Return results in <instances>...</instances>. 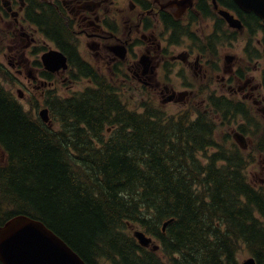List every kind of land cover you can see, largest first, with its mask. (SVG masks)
I'll list each match as a JSON object with an SVG mask.
<instances>
[{
    "label": "trees",
    "instance_id": "obj_1",
    "mask_svg": "<svg viewBox=\"0 0 264 264\" xmlns=\"http://www.w3.org/2000/svg\"><path fill=\"white\" fill-rule=\"evenodd\" d=\"M218 1L257 24L232 0ZM43 21L67 50L64 24L53 15ZM69 55L96 85L48 104L59 130L24 110L4 87L13 76L0 63V225L20 214L39 220L87 264H240L243 248L264 264V188L249 182L241 154L220 147L217 118L132 112L94 67ZM210 100L222 124L248 133L254 124L264 154V126L246 105ZM135 226L161 241L162 256L139 244Z\"/></svg>",
    "mask_w": 264,
    "mask_h": 264
},
{
    "label": "flooded vegetation",
    "instance_id": "obj_2",
    "mask_svg": "<svg viewBox=\"0 0 264 264\" xmlns=\"http://www.w3.org/2000/svg\"><path fill=\"white\" fill-rule=\"evenodd\" d=\"M180 1L19 0L20 6L16 11L15 3L9 0L10 3L8 2L6 6L9 11L4 8L3 12L7 16L16 18V26L25 29L26 24L35 31L32 34H24L28 39L37 31H42L67 56L69 53H72L74 57L77 54L82 61L94 67L80 54L79 41L84 40L87 48L97 51L94 56L104 57L103 67L107 68L106 70L113 68L115 78L119 82L127 84L136 81L156 90L162 88L163 95L169 94L173 102L183 101L191 94L188 89L178 91L173 87L169 88L168 81L171 80L173 65L187 66L196 70L200 60L195 53L177 52L174 51L175 48L189 43L201 54V57L206 50L211 55L208 65L210 71L219 74L223 72L219 68L222 47L226 44L232 46L242 40L245 47L243 48L244 62L239 56L234 55L235 58L227 64V57L233 55L228 52L224 57L226 75L221 79V84L228 95L241 97L242 100L238 103L251 102L253 107L260 109V106L264 105L263 21L255 15L258 19L256 25L253 19L245 24L238 11L222 5L218 0H196L194 6L187 9ZM221 9L231 11L233 15L235 13L242 21L244 30L229 29L227 26L229 24L218 14ZM239 10L248 16L253 14ZM46 15H53L64 24L67 35L65 38L69 41L66 44L67 50L61 48L57 41L50 37L52 30L45 26L44 21L40 23V16ZM20 19H23L25 23L20 22ZM205 19L215 20L213 33L206 37V46L195 26ZM111 40H115L116 43L110 44ZM34 41H36L35 37L31 38L28 45ZM121 51H124L123 58L120 56ZM69 56L68 62L72 67ZM192 58H196L195 62ZM23 62L24 60L20 58L18 65ZM252 64H256L253 69ZM127 74L131 75L130 80L127 79L129 78ZM181 80H184L183 74H181ZM37 82L38 78L33 77L30 85L34 87ZM47 84L48 87L52 85V83L43 82V85ZM213 95L215 98L234 100L225 95L217 96L215 93ZM261 111L264 112V108Z\"/></svg>",
    "mask_w": 264,
    "mask_h": 264
},
{
    "label": "rangeland",
    "instance_id": "obj_3",
    "mask_svg": "<svg viewBox=\"0 0 264 264\" xmlns=\"http://www.w3.org/2000/svg\"><path fill=\"white\" fill-rule=\"evenodd\" d=\"M13 2L15 3V7H17L16 11H18V7L20 6L19 0H13ZM0 8V63L5 70L7 69V71L11 72L13 76V80L9 81H5L4 78H2V83L4 84V87L23 105L25 111L33 114L35 118H39L40 111L45 108H49L53 128L59 130L62 126L60 118L53 113L54 110L48 106L49 101L56 95L60 98L75 97L76 95L85 92L87 89H92L95 87L94 79H86L82 77L78 71L74 74L68 72L58 74L51 80L43 78L44 67L41 63V57L44 53L50 51L51 49H57V47L44 33H42V31H37L35 35H31V38L35 37L36 41L28 45L31 38L28 39V37L24 34H32L35 31L26 24L24 26L25 29L16 26V18L7 16L3 12V0H0ZM22 21L23 19H20V22ZM214 23L215 20L205 19L198 25H195L197 27L198 35H200L199 37L204 39L203 44L205 46L207 45L206 37L214 31ZM109 43L114 44L116 41L111 40ZM79 48L82 58L91 62L98 74L102 76L103 79L108 80L109 84L113 85L123 103L133 112L143 113L146 111V107H151L152 110L160 112L164 115V118H168L169 120L172 117L177 118L178 115L186 110H191L194 112L192 115L193 121H196L199 117L198 113H211V120H215V117L217 118L215 120L216 123L214 124L218 126L215 138L217 139L220 147L224 148L229 153L238 152L241 154L247 162V177L249 182L258 189H261L262 187L264 188V154L257 149V143L259 138L262 137V133L254 134V132H256L255 126L250 125L249 129L252 130L251 133H242L245 137V148L243 149L236 142L234 137L239 131V129L235 126V123L233 122L226 125L222 124L224 117L221 114L213 115V111L209 107V103H212L209 99L214 93L217 96L225 95L227 97H231L237 102L242 100L238 95H228V92L223 90V86L221 84V79L226 75L224 73V57L228 52L233 54L231 55L233 58H235L234 55L239 56L241 61L244 62L243 48L245 47L242 40L238 43H234L232 46L226 44L222 47V50L220 51L221 63L219 64V68L223 70V72H220L219 74H214L210 71L208 65L210 62L209 57L211 55L206 50L204 51V55L202 54L201 57V54L196 49L192 48L189 43L175 48L174 51L177 52L188 51L195 53L197 54V58L199 57L200 60L196 70L187 66L180 65L176 67L173 65V72H171L172 75L170 78L171 80L168 81L169 88L173 87L178 91L188 89L191 91V94L183 101L172 103H164V100L168 98L169 94L163 95L162 88L156 90L136 81L135 83L127 84L119 82V80L115 78L114 69L111 68L110 70L112 71L106 70L107 68L103 67L104 57L94 56L97 54V51L87 48L84 40L79 41ZM20 58H22L24 62L21 65H18ZM192 60L195 62L196 58H192ZM235 63L236 62H234V64ZM255 66L256 64H252V69ZM247 70L249 69L247 68ZM181 74H183L184 80H181ZM130 76V74H127V77H129L127 78L128 80L132 78ZM33 77L38 78V82L34 87L30 85ZM259 78H261V76ZM44 81L52 83L50 89L48 84L43 85ZM27 87H30L31 89L28 90ZM19 90H22L25 94L23 99L19 98ZM50 91L52 94H50ZM245 103L247 104V108L250 110L251 116L255 118V121L264 126V112L261 111L264 108V105L260 106V109H258L253 107L251 102L245 101ZM194 106H196L197 110ZM225 120L233 119L226 118ZM242 121L243 123H246L244 118ZM1 156L5 159V155L0 148V159H3ZM134 228L135 230H142L146 232L138 226H135ZM149 237L153 238L152 236ZM153 240L155 241V244L161 246L160 240H157L156 238H153ZM157 252L160 256H162L161 249H157ZM250 257H252L251 254L246 248H243L239 252L238 261L242 264L245 259Z\"/></svg>",
    "mask_w": 264,
    "mask_h": 264
},
{
    "label": "water",
    "instance_id": "obj_4",
    "mask_svg": "<svg viewBox=\"0 0 264 264\" xmlns=\"http://www.w3.org/2000/svg\"><path fill=\"white\" fill-rule=\"evenodd\" d=\"M196 0H181L180 3L187 9L193 7ZM236 5L245 13H253L264 22V0H234ZM5 6L8 2L5 1ZM220 14L235 29H242L240 20L226 11ZM124 57V51L120 52ZM43 62L46 70L58 72L68 68V59L58 51L45 54ZM230 63L231 59H227ZM22 97V91H19ZM45 123L50 122L49 110L40 113ZM239 138V137H238ZM163 226L166 230L169 223ZM135 237L143 247H149L152 239L144 232H135ZM155 249L158 247L155 246ZM0 262L1 264H87L61 237L47 227L43 222L26 215L11 218L0 226ZM242 264H257L255 258H248Z\"/></svg>",
    "mask_w": 264,
    "mask_h": 264
},
{
    "label": "bare ground",
    "instance_id": "obj_5",
    "mask_svg": "<svg viewBox=\"0 0 264 264\" xmlns=\"http://www.w3.org/2000/svg\"><path fill=\"white\" fill-rule=\"evenodd\" d=\"M20 215H22V214H20Z\"/></svg>",
    "mask_w": 264,
    "mask_h": 264
}]
</instances>
